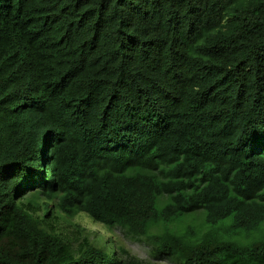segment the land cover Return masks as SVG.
<instances>
[{"label":"trees","instance_id":"obj_1","mask_svg":"<svg viewBox=\"0 0 264 264\" xmlns=\"http://www.w3.org/2000/svg\"><path fill=\"white\" fill-rule=\"evenodd\" d=\"M263 230L264 0H0V264H264Z\"/></svg>","mask_w":264,"mask_h":264},{"label":"rangeland","instance_id":"obj_2","mask_svg":"<svg viewBox=\"0 0 264 264\" xmlns=\"http://www.w3.org/2000/svg\"><path fill=\"white\" fill-rule=\"evenodd\" d=\"M84 215H80L76 218V221H79L83 226H85L87 229L92 230L93 233H104L105 229L103 226L99 223L93 222L90 218L87 217L85 213H81ZM86 215V216H85ZM194 218L192 215L184 216L182 221H176L173 223L172 228L176 230H180L182 233L186 231H190V228L193 229V232H203V227L205 229H208L210 226L205 221V216L203 214V217L198 219L197 221L193 220ZM231 219H226L222 221L219 224L214 225L213 230L210 232H216L222 236H226L228 233V225L230 223ZM163 226L159 228L152 229V232H162ZM208 231V230H207ZM206 231V232H207ZM111 235L113 238L117 241L119 245L125 246V248L131 253V255L141 259L145 263L146 260H152L155 261L153 257H151L150 251L151 246L146 242V239L143 238L142 240L133 238L131 236L126 235V233L120 229L119 227L114 228L111 232ZM264 235V230L261 231V234L259 236ZM109 239V238H106ZM159 264H177L172 261H168L167 259H158Z\"/></svg>","mask_w":264,"mask_h":264}]
</instances>
